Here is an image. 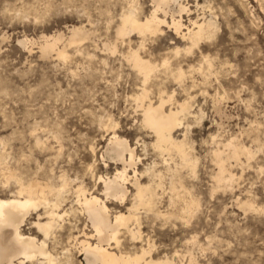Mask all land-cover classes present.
<instances>
[{
	"label": "rangeland",
	"instance_id": "rangeland-1",
	"mask_svg": "<svg viewBox=\"0 0 264 264\" xmlns=\"http://www.w3.org/2000/svg\"><path fill=\"white\" fill-rule=\"evenodd\" d=\"M180 1L190 8V13H182L183 23L189 25L194 17L210 18L216 30L192 52L181 49L175 56L173 47L182 48L185 41L168 27H164L165 34L155 36L132 32L117 37L115 33L121 13L137 7L143 17L151 10L152 0H0V161L25 180L58 182V175L65 172L71 178H83L91 189L93 177L87 165L92 160L96 159L99 173L112 174L121 166L110 160L105 166L100 158L110 135L104 123L111 116L117 121L116 133L135 145L140 156L137 168L150 166L153 160L163 168L161 152L151 143L153 133L139 122L141 115L131 96L140 90L142 75L126 54L129 47L141 44L140 53L158 63L145 83L152 99L156 100L158 88L174 89L177 100L191 96V109L197 114L188 116L186 136L198 160L194 172L179 168L184 183L180 191L200 202L180 213L181 202L170 206L164 194L161 208L170 207L174 213L163 218L140 209L143 239L133 243L121 235L123 243L132 249L148 238L154 243L153 256H170L172 264H264V0ZM72 25H82L88 35L75 43L58 41L66 58L55 50L41 52L42 34L61 32L66 37ZM21 39L26 40L22 43ZM104 42L115 44V50ZM164 57L171 60L167 65L162 64ZM178 65L185 71L181 81L173 74ZM184 131L180 126L174 135L180 138ZM211 135L221 140L233 135L251 152L241 155L237 163H227L234 173L230 184H215L218 166L210 152ZM36 138L43 143H35ZM168 161L171 166L179 161L174 151ZM168 181L166 177L164 183ZM13 188V182L0 181V195ZM69 206H76L73 195L63 201L60 211L67 209V214L47 241L58 264L84 262L83 254L73 247L68 262V253L62 252L70 247L69 235L78 233L84 222ZM35 218L31 210L22 225L24 232H36L31 225Z\"/></svg>",
	"mask_w": 264,
	"mask_h": 264
},
{
	"label": "bare ground",
	"instance_id": "bare-ground-1",
	"mask_svg": "<svg viewBox=\"0 0 264 264\" xmlns=\"http://www.w3.org/2000/svg\"><path fill=\"white\" fill-rule=\"evenodd\" d=\"M172 4H174L173 7ZM138 10L137 7H133L120 14L119 23L115 28L117 37H124L132 32H137L141 36L145 34L155 36L165 34L164 27H168L173 30L177 38L180 37L185 41L182 48L178 45L173 47L175 56L180 53L181 49L186 54L192 52L203 39L212 36L216 30L215 22L210 18L202 17L203 19L199 20L194 17L195 19H189L191 25L183 23L182 13H190V8L180 0H152L151 10L143 17L137 14ZM167 14L170 15L169 19H167ZM87 35L82 25H72L66 37L61 32L42 34L43 39L39 42V48L42 53L55 50L59 57L66 58L67 52L63 47L57 46L58 41L66 40L68 43H75ZM25 40L19 41L23 43ZM103 44L111 50L116 48L115 44L111 45L108 42ZM141 47V44L136 48L129 47L126 54L128 60L142 75L140 90L132 93L131 96L135 101V110H139L141 115L139 122L153 133L154 139L151 143L160 150L164 167L159 168L157 162L153 160L151 165L147 162L150 166L139 170L137 163L140 156L135 151V145L129 143L125 136L116 133L114 128L117 121L108 115V122L104 123V129L110 130V135L100 153V158L105 166H108L109 160L119 162L121 166L114 168L115 171L112 174L99 173L95 170L96 159L92 160L87 165V170L93 177L91 189L83 183V178L77 180L79 176L71 178L65 172L58 175V182H54L50 178H47L48 180H25L16 169L4 166L0 161V181L3 183L11 181L14 184V188L7 195H0V264H13L14 261L19 264H58V257L48 249L47 241L55 236L57 227L63 224L59 220L67 214V209L63 211L60 209L63 208V201L65 202V199L71 195L74 197L76 206L74 208L69 206L70 210L73 213L76 211L77 214L80 213L84 222L78 229V233L69 235L70 247H66L62 251L68 253L65 262L70 260L72 253L69 250L73 247L79 254H83L84 262L80 259L79 264H172L170 256H153L154 243L148 238L144 244L134 246L132 249L123 243V238L126 237L133 243L143 239L140 230L142 217L140 209L145 213L150 212L154 216L163 218H168L174 213L170 207V209L168 207L161 208L160 202H162L164 194L168 196V205L170 206L175 205L178 201L181 202L180 213L198 206L199 199L189 196L188 191L187 195L186 191L181 193L180 189H183L184 183L182 184L179 173L182 167H187L191 172L195 171L198 157L193 151L191 141L186 136V130L189 126L188 116H196L197 113L195 114L191 109L188 99L191 97L190 94L177 100L174 99V89L167 91L158 88L156 100L152 99L145 83L151 75H154L158 63L141 54L139 51ZM167 57L162 59L163 65L169 63L170 59L168 60ZM184 73L185 71L180 65L173 72L179 81L182 80ZM180 126H184L185 131L182 133V137L178 138L174 135V131ZM211 139L214 146L210 152L218 166V170L213 175L215 184L216 186L227 185L234 176V173L228 169L227 163L230 161L237 163L241 155L247 156L251 152L248 146L237 141L233 135L226 140L211 135ZM58 141L60 140L58 139ZM35 143L42 144L43 142L36 138ZM91 148L94 151L93 147ZM173 151L179 161H174V165L171 166L168 156H171ZM165 153L167 157L163 156ZM55 154L54 156H56ZM35 176L38 177V175ZM143 177H147V180L143 181ZM166 177L169 180L168 185L164 183ZM129 186L133 189H130ZM109 203H113L115 206H110ZM244 204L250 208L253 207L249 201H244ZM31 210L36 213V218L31 221V225L36 228L35 233L24 232L22 229ZM69 224L72 227H77L76 223L69 222ZM188 264H191V261Z\"/></svg>",
	"mask_w": 264,
	"mask_h": 264
}]
</instances>
